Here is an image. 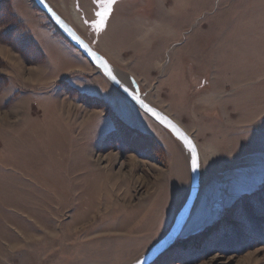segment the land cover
I'll return each instance as SVG.
<instances>
[{
	"label": "rangeland",
	"instance_id": "374dc122",
	"mask_svg": "<svg viewBox=\"0 0 264 264\" xmlns=\"http://www.w3.org/2000/svg\"><path fill=\"white\" fill-rule=\"evenodd\" d=\"M45 1L197 145L152 264H264V0H116L103 36L101 0ZM0 48V264H134L185 201V151L31 0H0Z\"/></svg>",
	"mask_w": 264,
	"mask_h": 264
},
{
	"label": "water",
	"instance_id": "95a60500",
	"mask_svg": "<svg viewBox=\"0 0 264 264\" xmlns=\"http://www.w3.org/2000/svg\"><path fill=\"white\" fill-rule=\"evenodd\" d=\"M32 3L36 6V8L43 13L48 21L58 30V32L93 66L95 67L104 78H106L117 90H119L127 99H129L138 109L144 112L147 116H149L154 122L164 127L171 136L176 139L183 150L185 151L188 160L190 162V170H191V159L192 154L188 150V147L185 143L180 140L177 135L172 131V129L168 126L166 121H171L172 124L176 125L191 141V143L195 146L194 141L189 137L182 128L175 123L173 120L165 116L160 111L154 109L149 104H147L144 99L138 95L133 89L125 85L117 76L114 71L112 65L108 62L106 58L100 55L96 50H94L85 40H83L75 30L67 24L54 10L47 4L45 0H31ZM76 38H74V36ZM82 43H79L78 40ZM111 73V76L109 75ZM114 77V79H113ZM149 109L151 111H149ZM155 113V114H154ZM158 114V115H156ZM158 117L166 118L165 122ZM196 148V146H195ZM196 153L199 160L198 151L196 148ZM199 193V176L198 171L193 173L191 170L190 173V187L185 198V201L179 210L174 223L170 227L167 234L158 241V243L152 247V249L141 259H139L134 264H152L160 255H162L165 251L171 248L177 239L182 234L185 223L190 215L195 199Z\"/></svg>",
	"mask_w": 264,
	"mask_h": 264
},
{
	"label": "snow or ice",
	"instance_id": "6c2138e0",
	"mask_svg": "<svg viewBox=\"0 0 264 264\" xmlns=\"http://www.w3.org/2000/svg\"><path fill=\"white\" fill-rule=\"evenodd\" d=\"M116 3V0H101L100 4L98 5L103 11L97 12V16L99 19L96 21L94 27L97 32H100L104 29L106 25V21L109 17V14L111 12L112 6ZM74 36V34H73ZM74 38H76L74 36ZM78 40V38H77ZM79 43H82L81 41L78 40ZM109 75L111 76V73L109 72ZM114 79V77H113ZM149 111H151L149 109ZM155 114V113H154ZM158 115V114H156ZM162 120V122L166 121V118L163 117H158ZM168 126L172 129V131L177 135V137L182 140L185 145L188 147V150L192 154V159H191V170L193 173L197 172L199 170V160L198 156L196 153V148L195 146L191 143L189 138L174 124L171 123V121H166Z\"/></svg>",
	"mask_w": 264,
	"mask_h": 264
},
{
	"label": "crops",
	"instance_id": "0c3cea01",
	"mask_svg": "<svg viewBox=\"0 0 264 264\" xmlns=\"http://www.w3.org/2000/svg\"><path fill=\"white\" fill-rule=\"evenodd\" d=\"M100 4V2H97L96 3V8H95V18H94V20L93 21H89L88 23L93 27V28H95L94 27V25H95V23H96V21L99 19V17L97 16V12H100V11H102L103 9H101L98 5ZM86 7V6H85ZM74 9H75V7H73ZM53 9H55V8H53ZM80 9V11L81 12H79L77 9H75V11H76V14H77V18H78V21L80 22V25H81V21H80V19L82 20L83 19V17L85 16V8H84V6H83V4L81 5V7L79 8ZM56 10V9H55ZM59 14H60V16L64 19V21H66L74 30H75V32L83 39V40H85L93 49H95V50H97L96 49V47H94V39H93V37H88L89 35H87V33L82 29V27L81 26H79L78 27V25L77 24H74L75 23V21L69 16V18H70V20L71 21H73V22H70L69 20H67L58 10H56ZM111 14H112V12H110V14H109V17H108V19H107V21H106V25H107V23L109 22V20H110V18H111ZM95 22V23H94ZM74 25V26H73ZM77 25V26H76ZM106 25H105V27H104V31H105V29H106ZM75 27V28H74ZM79 31V32H78ZM103 31V32H104ZM95 33H98L97 31H96V29H95V31H94ZM102 32V33H103ZM101 33V34H102ZM81 34V35H80ZM83 34H85V37H84V35ZM89 41V42H88ZM93 45V46H92ZM97 52L100 54V55H102L104 58H106L103 54H102V52L103 51H100V50H97ZM105 53V52H104ZM107 59V58H106ZM108 62H109V60H108ZM113 64V63H112ZM174 146V145H173ZM199 153V152H198Z\"/></svg>",
	"mask_w": 264,
	"mask_h": 264
},
{
	"label": "bare ground",
	"instance_id": "6f19581e",
	"mask_svg": "<svg viewBox=\"0 0 264 264\" xmlns=\"http://www.w3.org/2000/svg\"><path fill=\"white\" fill-rule=\"evenodd\" d=\"M57 7L60 9V10H59V9H57V10H58V11H59V12H60V13H61V14L67 19V20H69L70 22H73V21L70 20V18H69V16L67 15V13H64V12H63V9H62L60 6H57ZM71 10H72V12H73L74 14H76V13L73 11V7H72ZM76 16H77V14H76ZM73 23H74V22H73ZM94 23H95V22H94ZM74 24H75V23H74ZM73 26H74V25H73ZM76 26H77V25H76ZM124 27H125V26H124ZM74 28H75V27H74ZM107 30H108V29L106 28L105 31L102 33L101 36H103V34L106 33ZM78 32H79V31H78ZM100 33H101V32H100ZM80 35H81V34H80ZM83 35H84V37H85V34H83ZM104 35H105V34H104ZM85 38H86V37H85ZM111 40H112V39H111ZM88 42H89V41H88ZM92 46H93V45H92ZM94 47H95V46H94ZM108 52H109V51H108ZM0 54H2V55H6L8 58H10V56L7 55L8 52L5 51V50L2 49V48H0ZM102 54H103V55H104V56H105L110 62L113 61V60L111 59V55H109V53H104V52H102ZM11 59H12V58H11ZM110 62H109V63H110ZM114 71H115V73L117 74V76H118L121 80H123V81H125V82L128 81L127 77L123 76L121 72L117 71L116 69H114ZM126 83H127V82H126ZM127 84H129V83H127ZM128 86H129V85H128ZM175 87H176V86H175ZM131 89H132V88H131ZM181 105H182V104H181ZM198 108H199V107H196V110H198ZM197 112H198V111H195V110H194V113H195V114H196ZM201 121H203V122L205 121V122H206V121H207V120H206V117H203ZM198 145H199V144H198ZM196 146H197V145H196ZM198 149H199V151H200V156H201L202 159H203L204 154H209V153H210V151L208 150V148H205V147H203V146H202V147H201V146H198ZM207 150H208V153H207ZM197 151H198V150H197ZM198 154H199V153H198ZM185 156H186V155H185ZM109 157H111V156H108L107 158H109ZM178 158H179V157H178ZM179 159H180V158H179ZM97 160H98V161H99V160H102V158H101V159L98 158ZM202 163H203V161H202ZM22 169H23V167H22ZM202 175H203V173H202ZM205 175H206V174H205ZM116 179H118V178H116ZM177 240H178V239H177ZM177 240H176V241H177ZM159 241H160V240H159ZM176 241H175V244L177 243ZM157 243H158V242H157ZM157 243H156V244H157ZM156 244H155V245H156ZM175 244H174V245H175ZM155 245H154V246H155ZM154 246H153V247H154Z\"/></svg>",
	"mask_w": 264,
	"mask_h": 264
}]
</instances>
